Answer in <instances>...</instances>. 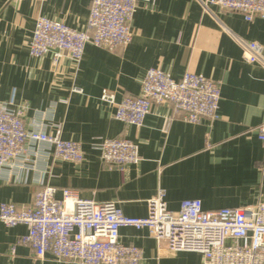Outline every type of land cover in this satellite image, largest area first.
<instances>
[{"label":"crops","instance_id":"1","mask_svg":"<svg viewBox=\"0 0 264 264\" xmlns=\"http://www.w3.org/2000/svg\"><path fill=\"white\" fill-rule=\"evenodd\" d=\"M204 0H142L131 22L132 42L110 53L86 45L78 67L62 58L54 68L49 56H30L35 20L46 17L75 30H87L90 0H0V104L13 99L26 109V122L54 109L61 139L80 144L79 164L51 160L44 184L76 190L82 199L114 202L127 217L147 216V202L158 188L176 210L183 200H199L204 211L242 208L264 202V146L257 128L264 123V20H244L239 13ZM262 46L259 62L241 58L242 44ZM151 68L179 81L186 72L202 75L220 86L219 119L189 124L170 104H153L140 128L113 117L99 98L103 90L138 96ZM79 88L81 94L72 90ZM100 139H128L139 149L140 161L112 169L92 145ZM29 172L26 183L8 181L0 172V204L23 210L39 190ZM25 226L6 228L0 222V264H65L47 254L35 257L17 240ZM124 245L142 250V264H203L200 255H159V244L146 229L123 227ZM14 248V252H12Z\"/></svg>","mask_w":264,"mask_h":264},{"label":"built area","instance_id":"2","mask_svg":"<svg viewBox=\"0 0 264 264\" xmlns=\"http://www.w3.org/2000/svg\"><path fill=\"white\" fill-rule=\"evenodd\" d=\"M22 1V0H11ZM41 1V0H25ZM142 0H90L87 30H75L63 22L40 16L35 20L29 43L30 56H49L54 68L62 58L75 67L84 48L92 45L115 53L133 39L131 22ZM204 8L216 6L239 13L247 22L264 20V0H204ZM262 46L242 44L241 58L259 62ZM74 93L82 90L74 88ZM99 100L113 108V117L127 126L140 128L153 104H170L183 121L199 124L219 119L220 86L202 75L186 72L179 81L158 68H151L141 82L138 96H121L103 90ZM54 109L40 112L26 122V109L13 99L0 104V172L8 181L26 183L29 172L37 174L39 186L30 207L19 210L12 203L0 204V222L6 228L25 226L18 245L29 247L37 259L49 254L65 264H142V250L120 241L119 230L146 229L158 244L159 255L195 253L203 264H264V202L242 208L204 211L199 200H183L176 210L166 203V192L158 188L148 200L143 218L125 216L114 202L82 199L76 190H61L44 184L48 162L79 164L84 155L79 143L61 139L53 122ZM257 138L264 146V123ZM100 159L112 169H123L140 161L138 146L128 139H100L92 145ZM14 252V248H12Z\"/></svg>","mask_w":264,"mask_h":264}]
</instances>
